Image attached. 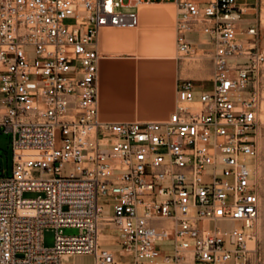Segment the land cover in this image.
Instances as JSON below:
<instances>
[{"label":"built area","instance_id":"built-area-1","mask_svg":"<svg viewBox=\"0 0 264 264\" xmlns=\"http://www.w3.org/2000/svg\"><path fill=\"white\" fill-rule=\"evenodd\" d=\"M161 1L180 56L212 58L211 88L179 80L166 120L113 123L99 118L97 36L136 28L157 0H0V264H259L258 27L243 0Z\"/></svg>","mask_w":264,"mask_h":264},{"label":"crops","instance_id":"crops-1","mask_svg":"<svg viewBox=\"0 0 264 264\" xmlns=\"http://www.w3.org/2000/svg\"><path fill=\"white\" fill-rule=\"evenodd\" d=\"M137 15L136 28H103L97 36L98 106L104 122L166 120L176 107L179 80L212 85L210 56L193 60L178 53L172 2L157 0L138 8Z\"/></svg>","mask_w":264,"mask_h":264},{"label":"rangeland","instance_id":"rangeland-1","mask_svg":"<svg viewBox=\"0 0 264 264\" xmlns=\"http://www.w3.org/2000/svg\"><path fill=\"white\" fill-rule=\"evenodd\" d=\"M124 3L127 0H123ZM244 9H245V23L247 24H255L258 27L259 35L261 39L262 45H264V0H243ZM197 88H203V90L208 91L210 89V82H196L195 84ZM259 89L261 92V101L258 113V122L260 127V135H259V165H258V186H259V194H260V216L257 225V254L260 259L259 264H264V68L261 69L259 75ZM200 93H194V99L197 100L199 98ZM12 136L11 134H6L3 131H0V158H2L3 169H0V177L9 176L11 173V157H12V149H11ZM24 197L33 198L35 197L34 193H25ZM103 208V215L107 216L111 214V210L108 209L107 202H100ZM220 228L224 231H229L233 228V224L231 223H220ZM76 229L65 228L63 229L64 235H74L77 234ZM103 233L105 235L116 236L118 232L113 228H104ZM43 246L46 248H51L54 246L55 242V231L53 229H44L43 230ZM104 239L105 237H101ZM228 243H225V246ZM70 264H93V257L91 255H75L69 259ZM227 264H234L231 260Z\"/></svg>","mask_w":264,"mask_h":264}]
</instances>
